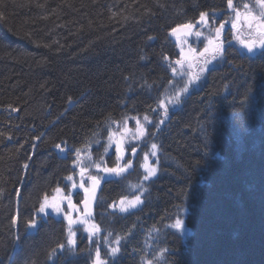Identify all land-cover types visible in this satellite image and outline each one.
<instances>
[{
  "label": "trees",
  "instance_id": "trees-1",
  "mask_svg": "<svg viewBox=\"0 0 264 264\" xmlns=\"http://www.w3.org/2000/svg\"><path fill=\"white\" fill-rule=\"evenodd\" d=\"M247 3L258 0H0V264H93L99 243L119 249L110 264H264V53L229 51L186 86L172 34ZM137 121L159 176L124 216L116 205L139 187L141 159L104 183L105 237L71 247L65 220H36L45 197L79 180L74 164L100 178L112 136ZM182 218L187 239L170 227Z\"/></svg>",
  "mask_w": 264,
  "mask_h": 264
},
{
  "label": "rangeland",
  "instance_id": "rangeland-1",
  "mask_svg": "<svg viewBox=\"0 0 264 264\" xmlns=\"http://www.w3.org/2000/svg\"><path fill=\"white\" fill-rule=\"evenodd\" d=\"M258 4H259V6L257 8L254 6L251 7L252 10H247V11L242 10V15L244 16L245 27L250 28L249 22L253 21L251 19V17H255L254 20L258 21V22L261 20H264V4H261V3H258ZM234 22L236 23V26H237L238 25L237 17H236V20ZM255 25H257V24L255 23ZM225 31H223V32H225ZM199 33H200L199 36L193 35V37H195V43L199 44L198 46H200L201 43L203 42L202 41L203 38L205 36H207V34H205L204 32L201 33L199 31ZM223 34H225V33H223ZM207 40H209V39H207ZM214 40H215L214 43L219 42L216 39H214ZM184 42H180V45H181V47L186 48L184 50L185 56H190L191 49H194V47H192V45L186 46ZM223 44L227 46V48H226V46L225 47L223 46V50H225V48H226V50L229 48L234 49L233 47H231V45H233L234 42L230 43V42H227V40H226ZM225 53H226V51H223V55ZM204 55L209 56L210 60H209L208 64H206L205 66L199 67L198 69H196L198 71V73L195 76L193 73L194 70L189 71L191 73L190 79H189L190 84L193 81L192 79H196L198 82L201 81V77H204L203 74L206 73V71L209 70L208 68L211 65H214L215 64L214 62L219 58V54H216L215 58H213V54L211 52L204 53ZM188 68H192V67H188ZM188 68L180 69V74H182L184 76V73H185L186 69H188ZM186 86H189V85L186 84ZM177 97H178V94H176L173 91L172 92L170 91V93L166 99L167 104L176 103ZM148 136H149V134H147V133L143 136H139V134L137 133V127H136V129H134V130H131V128H130V129H127V131H126V129H125L123 134H120V135L115 134L114 136H112V140L110 142V146H109L110 150L109 151L111 154H112V152H114L115 155H114L113 160L112 159H109V160L116 162V166H117V164H119L120 167H124V165L126 163V157L128 154H130L132 157H135L136 154L141 149L140 153H139L140 159H141V163H140V167H139V169L141 170V172H140L141 183L139 184V187L136 186V188L138 190L139 189H142V190H140L138 194L135 193L133 196H129L126 200L123 201V203H121V202L119 203V205H118L120 208L119 211L123 215L129 214V212L135 211V210L140 208V206H141L140 203H142V199H143L142 197L144 194H146L143 190L144 182H150V180L155 179L159 173L157 149L156 148L153 149V147L150 145H149V147H144V146H148L149 140H151V138ZM146 141H148V143ZM118 147L121 149L120 153L117 152ZM144 148H148V150H146L144 153H141L144 150ZM133 150L135 151V155H132ZM118 156H121V159L118 160L117 159ZM145 156H147V160H145ZM143 165H147V167L149 169L154 168L155 174L149 175V172L146 171V169H145V167H143ZM94 168L100 174L101 179H99V181L102 182V178H103L102 175L104 173V170H101V169H104V166L103 167L101 166L100 169H97L96 167H94ZM129 172L130 171L127 170V173H124L122 176L116 175L113 179H116V180L124 179ZM78 175H80V173ZM146 176L148 177L147 179H145ZM110 179H112V178H110ZM81 181H83V180L82 179L76 180V179L72 178L70 180L71 188H70V191L68 193L64 192V191L59 192L58 194H56L54 196L55 199L53 198L52 202L50 204H48V202L46 203L47 205L58 204L59 208H60L59 211L54 210L53 207H51V206L45 207L46 212H49L52 215H54V214L59 215V217L66 220L68 226L71 227L72 230L80 228V227H82V228L84 227L86 229H90L92 227L91 221L88 218L82 216L81 208H80L79 204H77L75 202L76 201L75 195L77 193H80V194L83 193L84 188H86V186H87V184L83 181L84 188H81L80 187ZM137 197H139V200H137ZM69 200L71 201V204L74 205L75 207H69ZM130 202H135V205L130 206ZM122 209H124V210H122ZM69 216L71 217V219L73 221V223H71V225H70L69 219H68ZM179 220L182 221V223H183V229L182 230L175 226L177 220L170 227L174 230L176 229L184 238L187 239L188 235L191 233L190 228H189V226H186V219L185 218H182ZM102 249H106V248L102 247ZM112 256H113V254H112Z\"/></svg>",
  "mask_w": 264,
  "mask_h": 264
},
{
  "label": "snow or ice",
  "instance_id": "snow-or-ice-1",
  "mask_svg": "<svg viewBox=\"0 0 264 264\" xmlns=\"http://www.w3.org/2000/svg\"><path fill=\"white\" fill-rule=\"evenodd\" d=\"M258 3L264 4V0H258ZM227 5H228L229 8H232V7H233V0H227ZM244 7L247 8L248 5H244ZM236 15H237V19H238L240 13L237 12ZM206 16H207V13H201V14H200V20H201V21H204L205 23H207V21H206V19H205ZM251 19L254 20L255 17H251ZM180 27H181V28H184V29H191V28L193 27V25H192L191 23H189V24L182 25V26H180ZM223 27H224V25L221 24L218 28L215 29V32H216V36H217V38H219V36H220V31H221V29H222ZM232 27H233V28L236 27V23H235V22L232 23ZM249 27H252L251 21L249 22ZM257 28H258V29H264V22H260V23H258V24H257ZM178 30H179V29H173L172 34L175 35L176 32H177ZM262 34H264V33H262ZM196 35L199 36L200 33L197 32ZM241 44L243 45L244 48L247 49V51H248L249 53H253V52L255 51V42H254V41H253V42H244V41H241ZM208 45H209V46H205V48H204V52H201V53H200L201 56L204 55V53H207V52H211V53L213 54V58H215V55H216V54L223 55V51H224V50H223L222 42H221V43H214V41H213L211 38H209V40H208ZM210 46H211V47H210ZM260 49H261L262 53H264V40H262V41L260 42ZM182 51H183V50H182ZM191 51L194 53V52H195V49H191ZM177 63H179V61H177ZM183 91H187V88L185 87V88L183 89ZM145 119L147 120V117H145ZM137 125H138V127H137V133L139 134V136H143V135H145V134H146V129H144V127H143L142 125L139 124V121H137ZM126 131H127V129H126ZM152 147H153V149H155V148H156V145L153 144ZM117 152H118V153L121 152V149H120L119 147L117 148ZM78 155H79V153H78ZM132 155H135V151H134V150H133V152H132ZM117 159H118V160L121 159V156H118ZM145 160H147V156H145ZM131 166H132V165H131V162L129 161V162H126V163H125V165H124L123 168H121V167L119 166V164H117L116 167H113V168H106V169H101V170L107 171V172H109V173H115L116 175H120L122 172L126 171L127 168H130ZM95 167H96L97 169H100L101 166H100V164H96ZM143 167H145L146 171L149 172V175H154V174H155V169H154V168L149 169V168L147 167V165H143ZM84 171H85V169H84V168H81V174H83ZM147 178H148V177L146 176L145 179H147ZM68 179L71 180L72 178H71V177H68ZM89 179L92 181L93 186H95L96 184L99 183V179H100V178H98V177H96V176H91V177H89ZM80 187H81V188H84L83 181H81ZM56 191H57V192H60V189L58 188V189H56ZM84 191H85V193L87 194V193L89 192V189H88V188H84ZM54 199H55V198H54ZM45 200L47 201V197H45ZM137 200H139V197H137ZM84 203H85V204L88 203L87 199L84 200ZM121 203H123V201H121ZM134 205H135V202H130V206H134ZM47 206H51V207H53V209L56 210V211H59V210H60L58 204H53V205H47V204H44V205H41V207H40V212H44V211H45V207H47ZM69 207H75L74 205L71 204V201H70V200H69ZM122 210H124V209H122ZM68 219H69V223H70V225H71V223H73L71 217L69 216ZM28 226H29L30 228H35V227H36V223H35L34 221H30L29 224H28ZM175 226H176L177 228H179V229L182 230V229H183V223H182V221L177 220ZM69 234H70V236H71V235H74V233L72 232L71 227H69ZM115 251H117V249H113V252H115ZM99 255H100V254H99V251L97 250V253H96L97 261H96V264H103V262L100 261V259H99Z\"/></svg>",
  "mask_w": 264,
  "mask_h": 264
},
{
  "label": "flooded vegetation",
  "instance_id": "flooded-vegetation-1",
  "mask_svg": "<svg viewBox=\"0 0 264 264\" xmlns=\"http://www.w3.org/2000/svg\"><path fill=\"white\" fill-rule=\"evenodd\" d=\"M257 22V21H256ZM255 20H253L252 22H251V24H252V32H251V30L250 31H248V32H245V33H243V30L240 28V26H237L236 28H233L231 25H229V27H227V29H228V31L230 32L229 33V37L230 38H232V39H234L235 38V36L233 35V31L235 32V30L237 29V33H240L241 35H242V41H244V42H255V46L258 44V42H260V40H262L263 39V37H264V34H262V33H264V29H258L257 28V25H255ZM242 45V44H241ZM236 50V51H235ZM235 50H233L232 49V51H234L235 53H237V48L235 49ZM197 64H199V62L197 61L196 62ZM131 162V167L128 169V170H131L134 166H135V162H136V159H131L130 157H126V162ZM116 166V162H107V164H105V166H104V169H106V168H111V167H115ZM121 168H123V167H121ZM124 173H127V170L126 171H124V172H122L120 175H123ZM110 173L109 172H107V171H104V173H103V183H110L111 181H112V179H110ZM118 176V175H117ZM87 181V180H86ZM99 185V184H98ZM95 218V217H94ZM100 232V231H99ZM78 242H79V240H78Z\"/></svg>",
  "mask_w": 264,
  "mask_h": 264
},
{
  "label": "water",
  "instance_id": "water-1",
  "mask_svg": "<svg viewBox=\"0 0 264 264\" xmlns=\"http://www.w3.org/2000/svg\"><path fill=\"white\" fill-rule=\"evenodd\" d=\"M191 30L189 29H179L176 34L174 35L176 38H179L181 36H190ZM257 50L261 51L260 49V44L257 47ZM56 152L62 153L61 158L62 159H67L68 153H69V148L67 150H61L59 148H56ZM84 175V173L82 174ZM112 175H115V173H112ZM102 185L93 189L92 191L88 192L87 194L85 193L84 195L86 196L85 199H87L88 203L85 204L84 201L81 204V208H83L84 214L85 215H91L92 211L94 209L93 205L94 202L97 198V193L102 189Z\"/></svg>",
  "mask_w": 264,
  "mask_h": 264
},
{
  "label": "bare ground",
  "instance_id": "bare-ground-1",
  "mask_svg": "<svg viewBox=\"0 0 264 264\" xmlns=\"http://www.w3.org/2000/svg\"><path fill=\"white\" fill-rule=\"evenodd\" d=\"M111 162H112V161H111ZM135 169H136V168L133 167V168L130 170L131 173H134V172H135ZM103 187H104V186H103ZM140 190H142V189H139V190H138V189L132 188V189L129 190V188H128V192L131 191V192H129L130 194H133V193H134V194H135V193L138 194ZM143 190H144L145 193H147V192H146V187H145L144 184H143ZM117 194H118V193H116V194L113 195L114 198H116V197L118 196ZM75 196H76L75 198H79V196H77V195H75ZM145 197H146V194H144L142 198L145 199ZM16 229H17V228H16ZM19 237H20V234L18 233V235H17V237H16V241H18V238H19Z\"/></svg>",
  "mask_w": 264,
  "mask_h": 264
}]
</instances>
